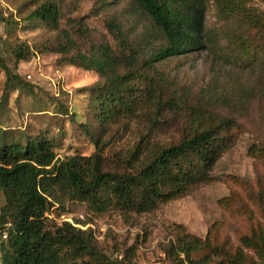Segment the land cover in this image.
<instances>
[{
  "label": "rangeland",
  "instance_id": "rangeland-1",
  "mask_svg": "<svg viewBox=\"0 0 264 264\" xmlns=\"http://www.w3.org/2000/svg\"><path fill=\"white\" fill-rule=\"evenodd\" d=\"M206 1V47L157 63L156 72L139 64L130 77L142 95L136 109L105 118V80L67 59L91 54L102 43L119 51L108 27L113 21L138 46L140 60L149 58L163 44L152 20L132 0H0V146L46 135L60 159L98 153L103 172L129 175L163 148L226 124L216 142L224 151L205 180L151 212L116 205L98 212L60 198L46 214L47 225L69 222L96 250L78 264H171L165 245L184 231L226 248L264 231V68L226 49L236 39L248 44V54H264V0ZM47 2L59 7L56 27L29 19ZM19 47L29 49L20 61ZM159 101L165 103L161 111ZM5 203L0 191V216ZM0 227L8 230L10 223L1 219ZM11 258L5 241L0 264Z\"/></svg>",
  "mask_w": 264,
  "mask_h": 264
},
{
  "label": "trees",
  "instance_id": "trees-1",
  "mask_svg": "<svg viewBox=\"0 0 264 264\" xmlns=\"http://www.w3.org/2000/svg\"><path fill=\"white\" fill-rule=\"evenodd\" d=\"M132 1L135 10L152 20L163 40L162 46L149 58L140 60L138 46L131 44L113 21L108 27L116 37L119 51L113 50L109 43H102L91 54L77 53L67 59L73 66L96 71L105 80L110 88L105 99V118L136 109L142 95L131 84L130 77L139 64L156 72L157 63L199 51L210 40L206 0ZM60 17L59 7L47 2L32 12L29 19L56 27ZM246 47L247 43L231 39L226 49L233 57L249 63L259 60L264 68V54L258 57L248 54ZM58 49L63 52L66 46ZM15 53L20 61L28 57L29 49L19 47ZM122 69L126 70L124 74L120 72ZM6 73L9 83L11 71L6 68ZM247 94L242 93L243 99ZM164 106L159 101V111ZM225 126L221 123L206 128L177 145L163 148L136 174L129 175L103 172L98 153L91 157L75 155L60 159L46 135L27 138L24 144L0 146V191L6 202L0 222L3 219L4 224L10 223L6 231L12 251V258L3 264H78L85 255H96L86 232L69 222L57 228L47 225L46 214L60 198L86 202L98 212L112 205L124 211L151 212L161 203L188 195L205 180L224 151L216 142ZM165 255L171 264H264V231L243 236L235 248H226L213 243L209 237H193L184 231L165 245Z\"/></svg>",
  "mask_w": 264,
  "mask_h": 264
},
{
  "label": "built area",
  "instance_id": "built-area-1",
  "mask_svg": "<svg viewBox=\"0 0 264 264\" xmlns=\"http://www.w3.org/2000/svg\"><path fill=\"white\" fill-rule=\"evenodd\" d=\"M7 239H8V232L5 229H0V249H1V244L7 241Z\"/></svg>",
  "mask_w": 264,
  "mask_h": 264
}]
</instances>
